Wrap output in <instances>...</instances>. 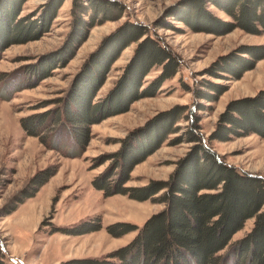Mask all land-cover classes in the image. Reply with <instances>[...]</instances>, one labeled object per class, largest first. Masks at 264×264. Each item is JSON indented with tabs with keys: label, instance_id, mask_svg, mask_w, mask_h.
Listing matches in <instances>:
<instances>
[{
	"label": "trees",
	"instance_id": "trees-1",
	"mask_svg": "<svg viewBox=\"0 0 264 264\" xmlns=\"http://www.w3.org/2000/svg\"><path fill=\"white\" fill-rule=\"evenodd\" d=\"M25 2L0 0V54L15 43L41 38L51 27L64 0H48L37 17L20 15ZM209 3L223 10L230 19L211 15L206 9ZM73 4L68 37L58 49L26 66L25 77L29 80L35 78L36 83L40 82L54 70L64 67L95 25L112 17L119 19L123 11L121 4L114 1L73 0ZM115 8L120 11L111 16ZM168 16L188 23L199 32L227 34L239 28L246 33L264 35V0H185L184 8L177 7ZM135 42L134 54L117 82L104 97L97 99L112 64ZM262 59L264 44H241L231 53L220 55L208 73L216 78L241 79ZM80 66L62 96L39 105L48 109L21 118L27 134L39 137L48 147L63 152L61 141L66 139L71 145L64 155L73 158L80 157L90 144L91 126L111 115L125 113L142 97L155 96L157 89L178 73L181 62L172 48L151 37L147 26L127 21L108 33ZM156 67H161L160 75L151 85L141 88L143 78ZM201 83L203 86L194 90L197 100L217 101L227 89L210 80ZM51 104L54 106L48 107ZM204 106L199 103L198 109L204 110ZM225 108L209 139L229 141L251 134L264 138V88L255 95L228 102ZM185 112L186 109L177 108L163 112L155 121L128 133L121 140V147L109 155L111 165L93 180L95 189L101 190L105 197L122 194L140 202H162L165 207L147 217L142 227L126 222L109 225L107 230L113 236L138 232L128 244L107 257H73L60 264H264V176L239 170L226 162L202 138L197 117L191 118L183 138L174 139V143L187 140L194 144L177 162L168 180L126 186L135 166L158 150L178 129L175 124ZM107 160L106 157L99 158L95 166ZM57 170L56 165H50L35 172L19 193L0 208V218L14 213L20 203L35 197ZM254 218L249 233L232 242L245 223ZM101 228L99 219L83 222L64 233L82 235ZM225 249L227 251L220 254ZM5 250L6 240L0 236V264H19L8 258Z\"/></svg>",
	"mask_w": 264,
	"mask_h": 264
},
{
	"label": "rangeland",
	"instance_id": "rangeland-1",
	"mask_svg": "<svg viewBox=\"0 0 264 264\" xmlns=\"http://www.w3.org/2000/svg\"><path fill=\"white\" fill-rule=\"evenodd\" d=\"M47 1L26 0L20 15L37 17ZM104 1L120 3L123 8L121 17H112L107 22L95 25L87 40L77 48L76 55L46 79L37 83L35 78L29 80L25 77L26 66L58 49L68 37L73 20V0H64L51 27L41 38L15 43L0 54V208L19 193L35 172L50 165L58 168L35 197L20 203L16 214L14 212L0 218V236L6 240L5 255L19 264H60L73 257L105 258L115 249L128 244L138 232L135 230L120 237L113 236L107 230L109 225L126 222L142 227L147 217L165 207L162 202H140L122 194L105 197L93 185L95 177L111 165L112 160L108 157L121 147V140L163 112L186 109L175 124L178 129L167 137L158 150L135 166L126 186H144L151 180H168L177 162L194 144L183 139H180L183 140L180 143H174V139L185 136L191 118L195 117L199 120L202 138L226 162L239 170L264 176V138L251 134L229 141L209 139L228 102L255 95L264 88V59L245 72L241 79L216 78L208 73L209 67L220 55L231 53L241 44H264V35L246 33L239 28L227 34L194 31L188 23L168 16L171 10L184 8L185 0ZM115 9L111 16H116L120 11ZM206 9L211 15L223 20L230 19L214 4H207ZM127 21L144 24L152 38L172 48L181 62L178 73L165 81L155 96L142 97L132 103L125 113L111 115L91 126L90 144L80 157L64 155L71 145L66 139L64 142L60 139L65 149L60 152L41 143L39 137L29 136L21 125V118L48 109L39 105L62 96L86 57L108 33ZM167 24L172 26L167 28ZM136 46V42L127 46L112 64L97 99L104 97L117 82ZM160 73L161 67L153 69L143 78L141 88L151 85ZM203 80L221 83L227 89L217 101L197 100L194 90L203 86ZM199 103L205 105L204 110L198 109ZM52 106L54 104L48 107ZM102 157L108 160L95 166ZM99 219L102 222L99 231L82 235L64 233L83 222H97ZM254 220H248L232 242L249 233Z\"/></svg>",
	"mask_w": 264,
	"mask_h": 264
},
{
	"label": "crops",
	"instance_id": "crops-1",
	"mask_svg": "<svg viewBox=\"0 0 264 264\" xmlns=\"http://www.w3.org/2000/svg\"><path fill=\"white\" fill-rule=\"evenodd\" d=\"M14 214H16V211H15V213ZM13 215V214H12Z\"/></svg>",
	"mask_w": 264,
	"mask_h": 264
}]
</instances>
